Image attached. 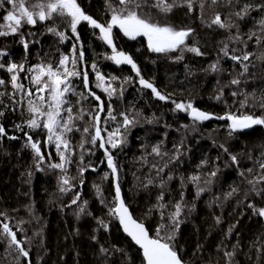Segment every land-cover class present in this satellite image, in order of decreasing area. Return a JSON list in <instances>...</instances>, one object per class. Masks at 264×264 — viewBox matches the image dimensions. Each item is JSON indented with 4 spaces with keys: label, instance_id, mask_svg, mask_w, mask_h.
I'll return each mask as SVG.
<instances>
[{
    "label": "trees",
    "instance_id": "1",
    "mask_svg": "<svg viewBox=\"0 0 264 264\" xmlns=\"http://www.w3.org/2000/svg\"><path fill=\"white\" fill-rule=\"evenodd\" d=\"M31 2L46 4L48 0ZM77 2L86 14L105 26L111 20L112 9L124 7L118 0ZM167 2L174 4L171 12L156 7L157 0H134L140 5L134 10L160 26L192 29L185 45L177 50L155 54L142 37L132 39L113 29L116 51L131 56L139 68V77L131 65L116 64L108 58L114 54L112 46L104 41L99 29L86 21L77 25L76 34L65 22L68 18L56 14L35 25H25L21 32L29 42L27 51L20 35L0 37V50L8 53L0 63H23L25 68L50 64L59 68L60 59L68 56L66 66L72 70L75 59V70L81 75L70 78L73 91L65 95L68 103L63 107H71L73 117L83 115V119H74L80 131L65 134L71 144V153H65L71 157V163L65 166L67 171L51 168V164L60 162L54 142L47 141L48 132L42 126L28 127L32 118L28 100L40 103L30 80L33 73L19 74L24 89L34 93L28 97L24 90L13 89L11 74L6 68L0 69V79L8 82L0 86V92L5 93L0 96V126L6 130V135L0 137V264H144L141 252L122 234L118 218L110 213L115 207V181L133 217L153 237L158 228L161 237L172 234L170 214L175 212L176 203H182L179 228L170 243L183 263L264 264V217L249 207L264 208V180L260 179L264 169L259 167L264 161V125L230 135L228 120L194 124L187 112L175 109V103L191 102L214 116L231 113L264 117V25L260 23L264 12L250 10L243 19L234 14L246 4H264V0H233L232 4L227 0L215 4L212 0H192L191 10L186 0ZM8 10V4L0 8V24L6 23L2 17ZM217 13L226 25L238 27L222 29L212 24ZM49 28L65 33L66 39L62 41ZM189 47H198L203 55L187 51ZM225 48L228 56L224 55ZM80 52L84 54L82 60ZM245 53L251 54L247 61L231 59ZM213 64L217 65L216 71L211 69ZM84 72L88 73L89 89L104 104V111L99 112L102 128L113 131L119 127L121 113L135 121L127 130L120 128L124 142L117 148L105 145L116 164L115 175L107 165L104 149L87 142L100 101L88 95L82 80ZM96 72L104 76V87L116 89L111 97L97 86L100 82ZM140 77L168 99L160 100L150 89L143 88ZM233 79H239L240 84H231ZM81 93L88 99H82ZM109 106L115 121L108 119ZM43 110H49L47 104ZM67 115L62 112L65 119ZM38 119L42 125L45 118ZM84 127H89L90 133H83ZM102 135L106 138L107 132ZM29 136L40 145L43 162L30 147ZM157 146L160 155L152 151ZM231 156H236L237 163ZM80 168L86 169L83 176ZM212 172L216 175L212 176ZM193 175L200 177L197 183L190 182ZM63 178L72 185L67 191H61L62 187L69 188L62 183ZM199 188L204 191L197 195ZM162 191L164 200L160 203L167 207L158 210L154 206ZM77 194L80 199L73 204ZM82 207L84 212L80 211ZM101 221L108 225L106 229ZM5 223L29 253L27 257L10 243L11 238L3 232Z\"/></svg>",
    "mask_w": 264,
    "mask_h": 264
},
{
    "label": "snow or ice",
    "instance_id": "2",
    "mask_svg": "<svg viewBox=\"0 0 264 264\" xmlns=\"http://www.w3.org/2000/svg\"><path fill=\"white\" fill-rule=\"evenodd\" d=\"M188 8L191 10L192 0H186ZM218 0H212V3H217ZM228 4H232L233 0H227ZM5 4L11 6V10H8L5 15H3L2 19L4 22L0 24V37H7L9 35H20L21 43L23 44L24 49L27 51L29 48V42L25 39L24 34L21 32V29L25 25H35L38 21H46L51 19L54 14L59 15L60 17H67L68 19L65 21L71 28V32L73 34L77 33V25L82 21H86L93 28L99 29V31L103 34L102 38L104 41L112 46V50L114 55L108 57L113 60L116 64H128L131 65L132 69L136 71V75L140 76V71L131 56L126 55L123 52H117L115 46L113 45V28H119L125 36H128L132 39H135L137 36H146L148 39V47L154 52L157 53H165L169 51H175L180 46L185 45L186 39L191 35L192 29L186 30H176L171 26H160L158 24H154L149 22L146 19L141 18L134 8L139 7L140 5L134 3V0H118L119 5H123V8H113L111 20L107 25L99 23L96 19L86 14L81 6L78 4L77 0H48L45 3H32L31 0H0V8H3ZM134 7H128L129 5H133ZM156 7H160L164 12H171L174 4L168 3L167 0H157ZM111 7V6H110ZM201 8H203V4H201ZM250 10H259L264 12V4H246L241 11H237L234 14L243 19L245 15L249 13ZM261 25H264V19L260 21ZM212 24L218 26L219 28L226 27H238L237 25H226L224 21H222L221 16L217 13L213 20ZM211 27V25H209ZM49 32L55 33L59 36V38L63 41L66 39L65 33L57 32L55 28H49ZM29 35H32L31 33ZM255 35V34H253ZM239 39V37H236ZM252 36H249L251 39ZM77 39L79 36L77 34ZM259 38H257V43H259ZM75 51V48H74ZM187 51L193 52L196 55H203L198 47H189ZM228 51L224 49V55L228 56ZM8 53L6 51L0 50V58L6 57ZM83 52L79 53V59H83ZM250 53H245L243 56L233 55L231 59L237 62L247 61L249 60ZM69 57L64 56L59 61V68H63L61 72L59 68H54L52 65H44L38 64L34 68L28 67L25 68L23 63L17 64L15 62L12 63H0V69H5L8 73H10V83L13 89L17 91L24 90L26 96L31 97L34 95L32 90H25L24 85L20 83V73L21 72H31L33 75L30 77L31 83L35 85V93H38L37 99L39 100V105H37L33 100H28V112L32 114V118L28 121L29 128H39L43 127L47 130L48 142H54L56 152L59 156V163H53L50 165L53 169H60L63 172H66V165L71 163L70 155H66L65 153H71V144L70 140L65 138L66 133H70L75 131H80L79 128H76L74 125V119H83V115L78 117H73L72 108H64L63 106L68 103L65 100V95L70 91H73L70 85L71 77H78L81 75L80 72L75 70L76 60L73 59V69L69 70L66 66L68 64ZM92 68L95 69L96 65L93 64ZM211 69L213 71L217 70V65H211ZM244 71H247V65H244ZM243 75V73H241ZM96 79L100 82L97 86L103 87V91L108 93V96L111 97L115 92V88H111V85L104 87L105 78L99 72H96ZM6 82L4 79H0V86H5ZM83 83L84 87L88 89V73H83ZM139 84L143 88L150 89L151 92L160 100H167L168 97L162 95L157 88L149 81L145 80L143 77H140ZM231 84L238 85L240 84L239 79H233ZM48 93V97L44 95V93ZM122 94V93H121ZM5 93L0 92V96H4ZM82 99H88V96H85L83 93L80 94ZM88 95L95 98V100L100 101L97 106V114L92 117V129L93 132L90 135V142L92 145H96L97 141H99V147L104 149L105 156L107 159V165L111 169L113 175L117 174V167L114 163L113 156L109 152L108 148L105 145H110L111 148H117L124 141L121 139V131L120 128L123 127L125 130L131 125L134 124V120L130 119L129 116L125 113H121L123 117L122 124L117 127L113 131H108L106 128L101 127V117L99 112L104 111V104L101 101L100 97L97 96L90 89L88 90ZM233 96L236 95L235 92L232 93ZM220 97L217 96V99ZM2 103V101H0ZM79 103V101H78ZM175 103V102H173ZM48 105V111L43 110V106ZM264 107V104L261 105ZM175 109L187 112L193 123L209 121L212 119L219 120H228L230 121V135L232 132H236L238 130L249 129L254 125H264V117H254L253 115H242L236 116L231 113H227L224 116H214L212 113H208L202 111L195 107L193 103L189 102L185 103H175ZM62 112H66L67 118L65 119L62 116ZM3 115V113H0ZM38 117H44V121L41 125ZM108 119L115 121L116 116L112 114L111 106H109L108 111ZM19 127V125L17 126ZM82 132L85 134L90 133L89 127H84ZM102 132H107V137L102 135ZM6 135V130L3 126H0V137ZM15 139V137H12ZM28 140L30 142V147L35 151L36 155L39 157L40 161L43 162L44 155L41 152V147L37 142L32 141V137L29 136ZM80 147H84V143L80 144ZM220 147H223L221 145ZM154 153L160 155L159 147H154L152 149ZM227 152V149H224ZM231 160L233 163H237L236 156H231ZM80 162L83 163V156L80 158ZM206 163V161H205ZM166 166V165H165ZM259 167L264 169V161L260 162ZM85 168H80L79 173L83 176ZM163 171V169H160ZM248 171H252L249 169ZM212 176L216 175V172L211 173ZM169 180L172 179L170 176ZM261 180H264V176L260 177ZM200 180L198 175H193L190 177V182L197 183ZM83 181H81L82 183ZM62 183L64 185H68L69 188H61V191L69 190L72 185L68 178H63ZM149 184L152 183L151 180L148 181ZM249 183H252L251 181ZM161 188L164 187V184L161 183ZM99 192V188H97ZM203 188H199L197 195L203 192ZM259 194V193H258ZM182 195V194H181ZM231 195V193H229ZM80 199L79 194L76 195L75 199H73L72 203L76 204ZM115 207L110 209V213L116 216L119 219L120 224L123 226V231L127 233L129 237L135 242V244L139 245L143 250V258L146 261V264H183V261L178 254V251L175 249L174 245L170 243L175 239V232L178 231L179 228V217L181 215L182 203L178 202L174 205L175 212L170 214V218L173 222V232L168 235L166 238L161 237L160 228L157 229L155 237L150 236L149 231L146 229L145 225L141 222H138L134 219L129 212L128 207L125 205V202L121 196L120 186L117 183L115 186ZM158 204L156 207L158 210H163L167 207V204L160 203L164 200L163 191L157 197ZM86 203V202H84ZM249 207H253L255 214L264 217V208L255 209L254 205H249ZM81 212H84L85 209L82 207L80 209ZM151 211V209L149 210ZM161 216L163 218V212L161 211ZM101 226L105 229L108 227L107 224H104L103 221L100 222ZM3 232L9 236L10 243L16 245L20 254L24 257H27L29 253L20 246V241L17 240L16 233L11 230L8 224L3 225ZM231 232V229H229ZM227 255L231 256L232 253H228Z\"/></svg>",
    "mask_w": 264,
    "mask_h": 264
},
{
    "label": "water",
    "instance_id": "3",
    "mask_svg": "<svg viewBox=\"0 0 264 264\" xmlns=\"http://www.w3.org/2000/svg\"><path fill=\"white\" fill-rule=\"evenodd\" d=\"M113 29H115V30H117L120 34H122L123 36H125L124 35V33L119 29V28H117V27H114ZM125 37H128V36H125ZM137 37H146V36H137ZM88 90H89V86H88V89H86V91L88 92ZM35 94H37V93H35ZM116 181L114 182V194H115V186H116ZM122 196V195H121ZM123 198V197H122ZM129 212H130V210H129ZM131 213V212H130ZM131 215H132V213H131ZM132 217H133V215H132ZM134 218V217H133ZM135 219V218H134ZM118 221H119V219H118ZM139 222V221H138ZM119 226H120V229H121V232H122V234L128 239V240H130V242L141 252V256H142V259H143V262H144V264H146V261L144 260V258H143V250L140 248V246L139 245H137V244H135V242L131 239V237H129L128 235H127V233H125L124 231H123V226L120 224V222H119ZM146 227V226H145ZM147 229V228H146ZM151 236V235H150ZM183 264H185V263H183Z\"/></svg>",
    "mask_w": 264,
    "mask_h": 264
},
{
    "label": "rangeland",
    "instance_id": "4",
    "mask_svg": "<svg viewBox=\"0 0 264 264\" xmlns=\"http://www.w3.org/2000/svg\"><path fill=\"white\" fill-rule=\"evenodd\" d=\"M145 44H146V46H147V48L149 49V47H148V40H145ZM149 51L150 52H152V53H155V54H166V53H170L171 51H169V52H165V53H157V52H154V51H152L151 49H149ZM45 95H46V92L44 93ZM99 141H97V146H99Z\"/></svg>",
    "mask_w": 264,
    "mask_h": 264
},
{
    "label": "flooded vegetation",
    "instance_id": "5",
    "mask_svg": "<svg viewBox=\"0 0 264 264\" xmlns=\"http://www.w3.org/2000/svg\"><path fill=\"white\" fill-rule=\"evenodd\" d=\"M144 40H148L147 39V37H142ZM114 55V54H113ZM162 55V54H161ZM89 79V78H88ZM82 80H83V78H82ZM231 123V122H230ZM255 126V125H254ZM243 130H245V129H243Z\"/></svg>",
    "mask_w": 264,
    "mask_h": 264
},
{
    "label": "bare ground",
    "instance_id": "6",
    "mask_svg": "<svg viewBox=\"0 0 264 264\" xmlns=\"http://www.w3.org/2000/svg\"><path fill=\"white\" fill-rule=\"evenodd\" d=\"M229 124H230V121H229Z\"/></svg>",
    "mask_w": 264,
    "mask_h": 264
}]
</instances>
